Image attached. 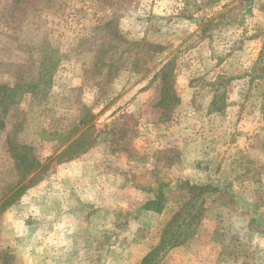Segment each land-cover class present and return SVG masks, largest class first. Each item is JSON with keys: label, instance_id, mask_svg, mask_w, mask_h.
Segmentation results:
<instances>
[{"label": "rangeland", "instance_id": "rangeland-1", "mask_svg": "<svg viewBox=\"0 0 264 264\" xmlns=\"http://www.w3.org/2000/svg\"><path fill=\"white\" fill-rule=\"evenodd\" d=\"M13 1L0 0V85L24 86L0 101V260L135 264L187 179L215 190L197 232L154 264H264V0ZM143 43L162 48L144 54ZM97 61L116 69L102 77ZM166 63L180 98L170 113L151 81ZM214 96L223 109L210 110ZM82 105L101 134L69 160L60 142ZM17 143L31 146L13 151L38 160V174L20 178ZM160 183L161 209H141Z\"/></svg>", "mask_w": 264, "mask_h": 264}, {"label": "trees", "instance_id": "trees-1", "mask_svg": "<svg viewBox=\"0 0 264 264\" xmlns=\"http://www.w3.org/2000/svg\"><path fill=\"white\" fill-rule=\"evenodd\" d=\"M32 1H35V4L32 6L33 9V7L37 8L35 6L41 1L48 3L54 0H14L12 6L18 7L21 3L28 4L32 3ZM218 17L219 20L223 18L222 15H218ZM111 21L114 20H107L106 24H110ZM214 21L215 18H211L209 22L210 24H212ZM108 30H110L109 35L112 38L116 40L122 39L121 37L123 36V34L121 30L116 27V25L110 26V29ZM108 43H111V41H108ZM155 47H159L160 49L162 48L159 45L153 43H143L142 45V49L145 51L144 54L154 53L152 52V49H154ZM51 54L52 53H48V55H45L41 61L40 77L43 80L46 79V88L49 86L50 71L52 70V68H54L56 64V60H54L53 56H50ZM159 65H157V67L154 69L151 80L152 82L157 83L154 84L157 96L156 104H158V106L161 107L166 113H170L172 109H174V107L179 103L180 98L175 88L174 77L172 78L171 76V65L169 63H166L161 66ZM95 66L97 67L96 72H99L98 74L100 75L103 74L102 77L109 76L111 72L116 69V64L112 62L102 64L97 61ZM142 71H144V69H142ZM18 82L19 79H16V82L12 87H8L6 84L0 85V101L1 97L5 96L7 90L14 92L16 90L22 89L24 85L22 84L21 87H19ZM101 85H103L102 79L98 81L96 86L99 88ZM35 86L37 85H30L29 89L33 91ZM46 88L42 87L41 89L45 91ZM224 106L225 101L222 102L219 97H215L210 101V110H221L224 108ZM78 111L83 112L82 114H79L80 116L77 121V124L75 125V130L67 137H65L62 142H60V147L63 146L60 155L66 154L69 160L86 152L89 148H92L101 134V131H99L95 135H93L95 131V124L93 123L95 114L92 112V110L89 107L82 105ZM8 144L11 143L8 142ZM13 146L23 151L29 149L31 150L32 148H30L31 146L25 143H17L15 145H11L12 149L10 150L12 152L14 162L19 158V161L15 162V167L20 168L21 166V179H23L26 175L30 173L38 174V172L43 169V165L39 167L38 165H35L39 163L38 160L36 161L35 158L26 159L25 153L22 156L20 153L13 151V149H15ZM30 180H32V178ZM29 184L30 183L26 184L22 189L28 187ZM175 186L185 189L183 191V194L185 196L183 197V200L179 203L177 208L174 210V212L171 214V216L164 222V224L161 225L156 243L152 247L151 251L141 260L140 264H154L155 259L159 257L160 253L170 248L182 245L187 240H189L197 232L202 217L204 216V211L206 209L204 195L208 192V190H215V187L211 186L209 183L189 181L187 179L180 181ZM163 188L164 186L161 183L158 187L154 188L151 191L152 196L143 203L141 209H161L162 203H164V201L166 200V195L164 193ZM10 199L12 200L13 198ZM9 258L10 257H8L6 254L3 257V260L0 261L4 264H8Z\"/></svg>", "mask_w": 264, "mask_h": 264}, {"label": "crops", "instance_id": "crops-1", "mask_svg": "<svg viewBox=\"0 0 264 264\" xmlns=\"http://www.w3.org/2000/svg\"><path fill=\"white\" fill-rule=\"evenodd\" d=\"M134 188V187H133ZM135 189V188H134ZM131 191V190H130ZM150 198V197H149ZM145 202V200L143 201V203ZM142 203V204H143ZM133 222L134 221H132V222H130L129 221V225H132L133 224ZM79 253L81 254V250L79 251ZM145 254H146V252L143 254V252L141 253V254H139L137 251H135L134 252V255L136 256L135 258H134V263L135 264H140V262H141V260L144 258V256H145Z\"/></svg>", "mask_w": 264, "mask_h": 264}]
</instances>
